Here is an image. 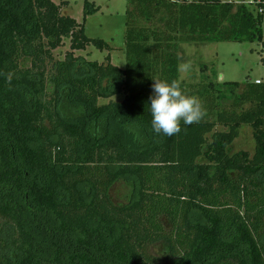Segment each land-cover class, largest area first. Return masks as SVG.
Returning a JSON list of instances; mask_svg holds the SVG:
<instances>
[{"label": "trees", "instance_id": "1", "mask_svg": "<svg viewBox=\"0 0 264 264\" xmlns=\"http://www.w3.org/2000/svg\"><path fill=\"white\" fill-rule=\"evenodd\" d=\"M127 2L120 69L74 55L108 45L60 4L0 0V264H264V84L180 83L206 115L172 137L152 130L148 99L153 79L178 80L180 43L264 46L263 11ZM243 125L252 154L230 151Z\"/></svg>", "mask_w": 264, "mask_h": 264}, {"label": "rangeland", "instance_id": "2", "mask_svg": "<svg viewBox=\"0 0 264 264\" xmlns=\"http://www.w3.org/2000/svg\"><path fill=\"white\" fill-rule=\"evenodd\" d=\"M60 4L61 11L75 19L77 23H84L85 35L90 39H100L107 43L108 48L103 51L93 46L85 50L73 52L88 61L102 63L106 57H110L111 64L124 69L125 67V22L128 2L127 0H51ZM66 2L64 5L62 2ZM176 1V0H171ZM223 2L228 0H221ZM251 12L256 13L258 8L253 0H243ZM85 2L96 9L83 20V7ZM88 6V8H91ZM261 24L262 41L264 42V8ZM262 44L260 42H215V43H180L174 50L179 64L190 62L191 70L188 73L178 69V81L184 85H196L213 81L218 84L223 82L253 83L260 80L264 84V62L261 60ZM69 51V39H63V45L52 52L54 59H63ZM204 68V69H203ZM214 72V74L212 73ZM123 95L114 96L111 99H100L99 104L115 101L119 102ZM247 106V105H246ZM224 130L221 125L215 127V131ZM254 151L252 130L243 125L239 129V135L234 140L230 151ZM129 188L119 182L112 187L110 193L117 203L126 201ZM159 247H153L150 252L160 255Z\"/></svg>", "mask_w": 264, "mask_h": 264}, {"label": "clouds", "instance_id": "3", "mask_svg": "<svg viewBox=\"0 0 264 264\" xmlns=\"http://www.w3.org/2000/svg\"><path fill=\"white\" fill-rule=\"evenodd\" d=\"M181 72L191 70L190 62L178 65ZM152 95L149 96L151 128L158 134L167 137L178 135L181 131V121L184 125L198 124L206 115L202 102L196 96L186 95L178 80L170 83L153 79Z\"/></svg>", "mask_w": 264, "mask_h": 264}, {"label": "built area", "instance_id": "4", "mask_svg": "<svg viewBox=\"0 0 264 264\" xmlns=\"http://www.w3.org/2000/svg\"><path fill=\"white\" fill-rule=\"evenodd\" d=\"M186 1H191V0H186ZM228 1H229V2H233V3H240L238 0H228ZM253 2H254L255 5L257 6V4L261 2V0H256V1H253ZM243 3H244V1H243ZM257 8H258V7H257ZM257 11L261 13V12H262V8H258ZM262 55H264V46H263V48H262ZM261 60L264 62V57H262ZM254 83H255V84H260L261 81H260V80H255Z\"/></svg>", "mask_w": 264, "mask_h": 264}, {"label": "water", "instance_id": "5", "mask_svg": "<svg viewBox=\"0 0 264 264\" xmlns=\"http://www.w3.org/2000/svg\"><path fill=\"white\" fill-rule=\"evenodd\" d=\"M240 3H243V0H238Z\"/></svg>", "mask_w": 264, "mask_h": 264}]
</instances>
